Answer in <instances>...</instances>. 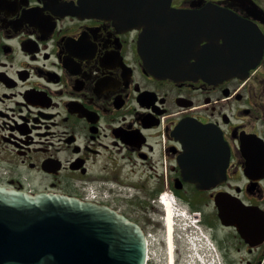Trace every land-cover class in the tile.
I'll return each instance as SVG.
<instances>
[{
    "label": "flooded vegetation",
    "instance_id": "obj_1",
    "mask_svg": "<svg viewBox=\"0 0 264 264\" xmlns=\"http://www.w3.org/2000/svg\"><path fill=\"white\" fill-rule=\"evenodd\" d=\"M0 186L146 233L173 198L200 212L199 264H264V0H0ZM182 239L147 264H183Z\"/></svg>",
    "mask_w": 264,
    "mask_h": 264
},
{
    "label": "water",
    "instance_id": "obj_2",
    "mask_svg": "<svg viewBox=\"0 0 264 264\" xmlns=\"http://www.w3.org/2000/svg\"><path fill=\"white\" fill-rule=\"evenodd\" d=\"M137 24L148 26L144 21ZM174 69L165 66L155 72L175 76ZM200 136L201 143L214 145L219 153L222 178L229 160L222 134L205 128ZM220 217L230 224L228 213ZM147 255L142 227L108 206L0 186V264H146Z\"/></svg>",
    "mask_w": 264,
    "mask_h": 264
},
{
    "label": "rangeland",
    "instance_id": "obj_3",
    "mask_svg": "<svg viewBox=\"0 0 264 264\" xmlns=\"http://www.w3.org/2000/svg\"><path fill=\"white\" fill-rule=\"evenodd\" d=\"M185 207H187V209L191 211V208H189L187 205ZM164 230H165V228H161V229L158 228L156 230L150 228V229H148V232L149 233L152 232L154 234L153 236H155V238H152V244H157L158 241L162 242V245L160 248L162 249L163 254L165 255V247H164L165 244L164 243L167 241V235L165 234ZM177 232L178 231L176 230V233ZM192 238H194V237H191L190 240L182 239L183 241H182L181 247L184 248L183 249V256H182V263L183 264H199L198 260L195 258L194 247H195V245L197 247H200V244H198V243H200V239L196 240V238L195 239H192ZM194 243H195V245H194ZM160 248L158 250H160ZM191 259H194L195 263L192 262Z\"/></svg>",
    "mask_w": 264,
    "mask_h": 264
},
{
    "label": "bare ground",
    "instance_id": "obj_4",
    "mask_svg": "<svg viewBox=\"0 0 264 264\" xmlns=\"http://www.w3.org/2000/svg\"><path fill=\"white\" fill-rule=\"evenodd\" d=\"M166 229L167 240L169 241V249L173 252L174 248V229H175V215L169 200L166 203Z\"/></svg>",
    "mask_w": 264,
    "mask_h": 264
}]
</instances>
